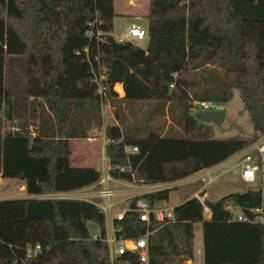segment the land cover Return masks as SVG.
Returning <instances> with one entry per match:
<instances>
[{
	"label": "trees",
	"instance_id": "trees-1",
	"mask_svg": "<svg viewBox=\"0 0 264 264\" xmlns=\"http://www.w3.org/2000/svg\"><path fill=\"white\" fill-rule=\"evenodd\" d=\"M116 16L115 0H0V113L4 109L3 119L12 125L4 129L0 117V179H19L26 194L35 196L0 199V264H142L136 252L112 260L101 198L36 197L101 181L98 168L70 163L71 140L88 138L75 123L87 104L100 110L103 99H110L119 124L106 129L109 175L130 183L184 180L264 135V0H149L146 49L112 35ZM14 57L25 58L26 98L48 106V120L31 123L34 129L29 122L14 123L7 85ZM211 66L222 73L211 74ZM197 74L209 87L193 92ZM117 84L124 87L123 98ZM235 90L253 125L250 139L219 138L217 125L194 116L202 102L226 105ZM132 102L162 109L170 103L169 116L180 130L173 124L163 134L164 121L145 136L126 132ZM173 103L183 110L172 114ZM129 146L138 152H128ZM171 190L134 197L114 221L116 236L135 239L149 232V264H189L196 258L195 225L201 224L204 264H264V224L254 222L262 188L205 200L207 216L193 197L173 208V220L158 221L151 213L150 223L141 221L137 202L159 209ZM228 202L250 220H231ZM90 221L100 228L97 236Z\"/></svg>",
	"mask_w": 264,
	"mask_h": 264
},
{
	"label": "rangeland",
	"instance_id": "rangeland-1",
	"mask_svg": "<svg viewBox=\"0 0 264 264\" xmlns=\"http://www.w3.org/2000/svg\"><path fill=\"white\" fill-rule=\"evenodd\" d=\"M117 2V9L120 13H126L122 14L119 17L115 19V32L117 34H120L124 31L125 27L128 25H131L132 23H135L137 25H145L148 22L147 18H141V19H135L136 15L131 14L133 12V6L136 7L135 4H141L140 12L137 14L138 17H143L142 15L145 13L144 9V0H116ZM141 26V25H140ZM15 61L11 59L7 68H8V87L13 92L14 101H15V109L13 111V114H15V121L14 123L16 125H20L21 123L29 122L30 124L35 122L36 125H41L43 123V119H47L48 115V106L47 104L42 100H33L31 98H26L24 94V88L26 85V76L24 73V68L26 65L25 58L23 57H14ZM212 71L211 74H217L219 72L222 73V69L218 66H211ZM202 70L198 74H200ZM196 75V86L193 89L194 91H202V88L205 89L209 85H205L206 82L203 80L205 77L204 74L201 77L200 75ZM119 87L117 91L120 92ZM122 89V88H121ZM121 93V92H120ZM123 94V93H121ZM214 96V95H210ZM214 98V97H212ZM136 103L138 102H132L128 105V118L129 120L127 123H125V130L126 132H130V134H139L142 136H145L146 134H149L148 132H151V125L149 120L146 118L142 119L141 114L139 118H134V115L138 112V108L140 107ZM141 103V102H140ZM110 104V105H109ZM161 104V103H160ZM92 107V110L86 111V113L81 112L78 114L77 119L75 121L77 128L80 129L81 126H83L82 130L88 131V133L98 134L99 131V123L102 122V115L109 116L111 111L114 112V107L112 106V103L109 98H104L100 107V110L93 107L92 104H90ZM141 105H147L148 108L154 107L153 104H145L144 102L141 103ZM174 112L172 114H177L176 109L181 112L182 105L179 103H173ZM224 111H226V119L225 122L219 126H216V135L219 138H229V137H241V138H248L250 139L253 137V125L250 120L249 113L244 111V104L242 102V99L240 97V94L237 90L234 91V97L233 99L227 103L226 105L222 106ZM112 108V110H111ZM200 110V111H199ZM217 109H213V111H216ZM203 111V108H197L195 113ZM4 109L0 113V117L4 118ZM140 112V111H139ZM138 114V113H137ZM101 116V117H100ZM87 117V118H86ZM99 119L100 122H99ZM48 120V119H47ZM31 124V125H32ZM30 125V126H31ZM3 126L4 129H10L12 126L11 123L3 119ZM35 125L31 126L32 129H34ZM93 127L96 128L91 129ZM30 128V129H31ZM31 129V130H32ZM180 130V126H179ZM82 142L76 143L73 142L71 144V159L74 163L76 159H82L81 164L84 165H90L92 164V159L94 158L95 152L91 150L87 145L86 141L84 139L81 140ZM256 142H264V135H260V137L255 141ZM89 159V160H88ZM78 162H81L78 160ZM230 166V164L225 165V167ZM264 176L261 173L259 176V181L255 185L247 184L245 183L239 175L238 170H232L231 172L221 176L216 182L213 184H210L208 186L204 187V183L202 181H192L193 183H184L182 185H172V191H175L171 194L170 204H173L176 202V200L180 198H186V196H190L193 194L195 190L201 187V189L206 190L208 198L211 199L210 201H217L226 195L234 192H243L247 189H257V187L261 186L262 180ZM26 194L24 191V188L22 186V181L19 179H0V199H15V198H23V196ZM178 198V199H177ZM227 204V203H226ZM233 204V203H232ZM228 206V204H227ZM230 206V205H229ZM235 214L241 213V208L233 204V207L231 208ZM207 216V214H206ZM88 228L93 236H97L100 233V228L98 224L95 222H88ZM112 225L108 224V231L111 232ZM195 243L196 246L201 250L203 245V236H202V226L201 224L195 225ZM196 253V259L193 261L194 264H201L202 257L200 256V253L198 250L195 249ZM190 264V263H189Z\"/></svg>",
	"mask_w": 264,
	"mask_h": 264
},
{
	"label": "crops",
	"instance_id": "crops-1",
	"mask_svg": "<svg viewBox=\"0 0 264 264\" xmlns=\"http://www.w3.org/2000/svg\"><path fill=\"white\" fill-rule=\"evenodd\" d=\"M136 7L133 6V12L131 14L136 15L135 19H141V18H147L148 15V11H149V0H144V9H145V13L142 15L143 17H138L137 14L140 12V8H141V4H135ZM115 8H116V13H117V17H119L122 14H126V13H120L119 10L117 9V2L115 0ZM115 18V19H116ZM115 23V20H114ZM148 23L145 25L140 24L142 27H144L145 29L148 28ZM135 24V23H132ZM131 24V25H132ZM130 26V25H128ZM128 26H126L125 28H127ZM125 30V29H124ZM123 33V32H122ZM121 34V33H120ZM117 34L115 32V26H114V31L112 32V35L117 39V37L120 35ZM148 45V37L147 39H145L140 47L146 49ZM117 85H121V88L123 90V94H121L119 91H117L114 87V90L117 91V93L119 94V96L121 98H123L125 96V91H124V87L122 84H117ZM137 105H139L140 107L138 108V110H140V114H141V118L144 119L145 116L147 115V118L149 119L150 125L153 128H157L158 124H162L164 123V121H166L165 124V128H164V132L163 134H165L168 130V128L173 125L174 123L172 122L170 116H169V107H170V103H168L164 109H162V107L160 105H156L154 104V107H150L148 108L147 105H141V103H136ZM147 104V103H146ZM110 105V104H109ZM90 104L86 105V110L84 111V113H86V111L92 110L90 107ZM96 108V107H95ZM112 110V108H111ZM101 117V116H100ZM87 118V117H86ZM101 119H99L100 122ZM119 122L116 119V117L114 116L113 112L111 111V113L109 114V116H107V118L105 117V115H102V122L99 123V133L98 134H93L91 135L90 133H88V138L84 139L86 141V145L93 150V152H95L94 158L92 159V164H90L89 166H93L98 168L101 173H102V179L98 184L92 185L90 187L84 188L82 190L79 191H75V192H70V193H58V194H50V195H43V196H36L37 198H72V199H93V198H101L102 202L99 205L101 207V209L105 212L106 214V224H107V240H111L113 238L116 237V229L114 227V221L115 219L118 218L119 215L121 214H125L129 209H130V205H131V201L134 197L136 196H140L146 193H150V192H154V191H159V190H163V189H172V185H182L184 183H193L192 181H196V174L186 178L184 180H180L177 182H173V183H164V184H152V185H147V184H136V183H130V182H126V181H122V180H115L113 178L110 177L109 175V169H110V161L109 158L106 154V145H107V137H106V129L109 125H118ZM175 127H177V129H179V127L177 125L174 124ZM96 127H93L91 129H94ZM98 128H96L97 130ZM152 129V128H151ZM82 139H74L71 140V144H73V142L79 143L82 142ZM239 153L235 154L234 156H232L230 159H228L227 161H225L224 163L218 165V166H223V165H227L230 164V161L232 160L233 157H235L236 155H238ZM71 159V158H70ZM78 160H80L81 162H78ZM89 160V159H88ZM77 162H75L76 164H73L74 162L72 160H70V163L72 166L75 167H88V165H84L81 164L82 159H76ZM102 180H106V184L102 183ZM22 186L24 188L25 191V186L24 183L22 182ZM105 188H109L111 190L114 191V195H112L111 197H103L101 195V190L105 189ZM175 192L172 191L169 194V200L159 203L158 208L159 209H173L175 206L183 203L185 200H187L188 198H196V194H201L204 200H211L208 198L207 192L204 189L198 188L197 190H195L193 192L192 195H188L186 196V198H180L181 196H179V199L176 200L175 203L170 204V199H171V194ZM35 196H29L27 194H25L23 196V198H33ZM213 201V200H212ZM233 202H228V206H233L232 204ZM226 204V208L228 207ZM108 224L112 225V230L111 232L108 231ZM195 249L198 250L200 253V256L202 257V262L201 264H204V260H203V245H202V249L200 250L195 243ZM196 253H195V257H196ZM196 259V258H195ZM190 264H194L193 261H189Z\"/></svg>",
	"mask_w": 264,
	"mask_h": 264
},
{
	"label": "built area",
	"instance_id": "built-area-1",
	"mask_svg": "<svg viewBox=\"0 0 264 264\" xmlns=\"http://www.w3.org/2000/svg\"><path fill=\"white\" fill-rule=\"evenodd\" d=\"M148 32L144 27L132 24L125 28L123 33H121L117 39L121 42L128 41L132 42L135 45L140 46L141 43L147 39ZM102 92V88L100 90ZM103 93V92H102ZM203 111H213V109H217L221 111L223 109L222 106H217L212 102H202L199 104ZM126 150L131 153L138 152V147H127ZM232 170H238L240 178L247 184L255 185L259 181V176L262 173L264 176V142H256L252 144L250 147L245 150L239 152L238 155L232 158L230 161V166H215L212 168H207L196 173V181H202L204 183V187L216 182L221 176L231 172ZM103 184H106V180H102ZM263 189V203L262 206L255 210L258 214L254 222H259L264 224V178L262 180L261 186L257 187V189ZM101 195L103 197H111L114 195V191L105 188L101 190ZM202 194V193H201ZM201 194H196V198L201 201L204 206L205 214L210 213L209 207L205 204V200L203 199ZM137 211L140 214L141 221L150 223V214L153 213L154 217L158 221H164L165 219H174L173 209H156L151 211L147 204L139 200L137 202ZM233 206H228L226 209L231 213V220L237 221H249L247 216H245L242 211L240 214H235L233 210H231ZM123 214L119 215L117 219H122ZM148 235L147 232L144 236L139 238H118L117 236L111 240H107L110 246V252L112 260L118 259L123 255H126L128 252H136L139 256V260L142 264H149V249H148ZM40 249L39 246L36 247L35 251ZM32 252L30 251V254Z\"/></svg>",
	"mask_w": 264,
	"mask_h": 264
},
{
	"label": "water",
	"instance_id": "water-1",
	"mask_svg": "<svg viewBox=\"0 0 264 264\" xmlns=\"http://www.w3.org/2000/svg\"><path fill=\"white\" fill-rule=\"evenodd\" d=\"M226 115L227 113L224 110L201 111L194 114L195 118L202 123L215 124L219 126L225 122Z\"/></svg>",
	"mask_w": 264,
	"mask_h": 264
}]
</instances>
